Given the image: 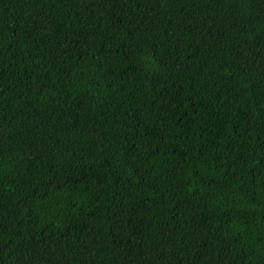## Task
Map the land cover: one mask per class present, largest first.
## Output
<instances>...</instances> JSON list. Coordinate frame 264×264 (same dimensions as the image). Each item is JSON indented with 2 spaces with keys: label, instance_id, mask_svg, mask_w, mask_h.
Segmentation results:
<instances>
[{
  "label": "trees",
  "instance_id": "1",
  "mask_svg": "<svg viewBox=\"0 0 264 264\" xmlns=\"http://www.w3.org/2000/svg\"><path fill=\"white\" fill-rule=\"evenodd\" d=\"M0 264H264V0H0Z\"/></svg>",
  "mask_w": 264,
  "mask_h": 264
}]
</instances>
